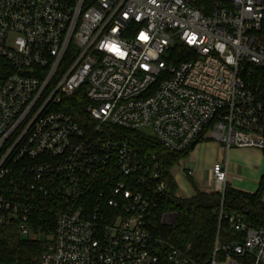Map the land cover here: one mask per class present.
<instances>
[{
  "label": "built area",
  "instance_id": "2783aa9c",
  "mask_svg": "<svg viewBox=\"0 0 264 264\" xmlns=\"http://www.w3.org/2000/svg\"><path fill=\"white\" fill-rule=\"evenodd\" d=\"M82 87L86 126L59 109ZM110 126L264 151V0H0V228L45 234L39 264H264V228L223 204L205 261L154 237L168 184Z\"/></svg>",
  "mask_w": 264,
  "mask_h": 264
},
{
  "label": "trees",
  "instance_id": "16d2710c",
  "mask_svg": "<svg viewBox=\"0 0 264 264\" xmlns=\"http://www.w3.org/2000/svg\"><path fill=\"white\" fill-rule=\"evenodd\" d=\"M189 48L184 45L171 50L170 62L189 58ZM85 87L71 97L68 104L59 109L72 113L82 125L88 124L84 115L89 100L84 94ZM114 137L136 147L142 157L151 160L155 156L160 166L162 178L168 184L164 195L149 216V230L154 237L167 240L175 246L185 249L191 246L190 255L197 261H205L212 252L219 226L218 210L221 204L227 212H237L247 217L251 226L264 228V175L260 186L254 193L236 190L227 186L225 193L218 191H197L191 198L181 196L178 185L172 175V169L180 160L186 158L192 148L171 152L162 146L146 130L128 129L110 126ZM175 214L172 222H164V216ZM229 227L223 223L221 236L228 238ZM46 241L45 234L39 238H23L15 228H0V264H39Z\"/></svg>",
  "mask_w": 264,
  "mask_h": 264
},
{
  "label": "crops",
  "instance_id": "0c3cea01",
  "mask_svg": "<svg viewBox=\"0 0 264 264\" xmlns=\"http://www.w3.org/2000/svg\"><path fill=\"white\" fill-rule=\"evenodd\" d=\"M222 162L228 168L227 185L254 193L264 175V151L256 147L225 149L212 139L196 144L189 155L172 169L181 196L191 198L197 191H208L213 183L212 166Z\"/></svg>",
  "mask_w": 264,
  "mask_h": 264
},
{
  "label": "rangeland",
  "instance_id": "374dc122",
  "mask_svg": "<svg viewBox=\"0 0 264 264\" xmlns=\"http://www.w3.org/2000/svg\"><path fill=\"white\" fill-rule=\"evenodd\" d=\"M147 132H149V133H152L151 132V130L150 129H147L146 130ZM262 200L264 201V188H263V192H262ZM168 221H171V218H172V215H166V217H165ZM165 220V219H164ZM23 238H28V237H26V236H22ZM32 238H34V237H32ZM222 239V238H221Z\"/></svg>",
  "mask_w": 264,
  "mask_h": 264
},
{
  "label": "water",
  "instance_id": "95a60500",
  "mask_svg": "<svg viewBox=\"0 0 264 264\" xmlns=\"http://www.w3.org/2000/svg\"><path fill=\"white\" fill-rule=\"evenodd\" d=\"M197 142H194L191 146V148H194L196 146Z\"/></svg>",
  "mask_w": 264,
  "mask_h": 264
}]
</instances>
